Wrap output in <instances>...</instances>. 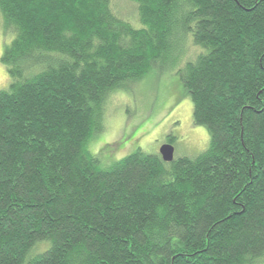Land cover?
<instances>
[{"label":"trees","instance_id":"trees-1","mask_svg":"<svg viewBox=\"0 0 264 264\" xmlns=\"http://www.w3.org/2000/svg\"><path fill=\"white\" fill-rule=\"evenodd\" d=\"M123 1L0 0V264H264V0ZM170 63L207 150L103 167L111 93Z\"/></svg>","mask_w":264,"mask_h":264},{"label":"rangeland","instance_id":"rangeland-1","mask_svg":"<svg viewBox=\"0 0 264 264\" xmlns=\"http://www.w3.org/2000/svg\"><path fill=\"white\" fill-rule=\"evenodd\" d=\"M109 2L114 15L141 28L132 3ZM180 30V27L175 30L172 60L179 51L183 52L179 63L184 66L204 51L192 44L190 35L180 36ZM12 39L13 34L4 31L0 14V90H6L10 85L1 57ZM166 66L169 69H153L142 79L121 85L106 101L103 129L86 144V149L98 156L103 167L108 168L138 151L159 156L160 147L168 142L174 148V160L195 159L207 150L208 132L202 126L193 125L192 102L182 88L180 76L172 69V63Z\"/></svg>","mask_w":264,"mask_h":264},{"label":"water","instance_id":"water-1","mask_svg":"<svg viewBox=\"0 0 264 264\" xmlns=\"http://www.w3.org/2000/svg\"><path fill=\"white\" fill-rule=\"evenodd\" d=\"M159 156L164 163H171L174 160V148L171 144H163L159 149Z\"/></svg>","mask_w":264,"mask_h":264},{"label":"flooded vegetation","instance_id":"flooded-vegetation-1","mask_svg":"<svg viewBox=\"0 0 264 264\" xmlns=\"http://www.w3.org/2000/svg\"><path fill=\"white\" fill-rule=\"evenodd\" d=\"M164 144H169V142L168 143H164Z\"/></svg>","mask_w":264,"mask_h":264}]
</instances>
